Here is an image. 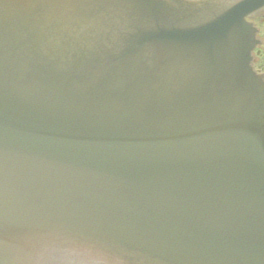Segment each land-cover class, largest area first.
Listing matches in <instances>:
<instances>
[{
  "label": "water",
  "instance_id": "95a60500",
  "mask_svg": "<svg viewBox=\"0 0 264 264\" xmlns=\"http://www.w3.org/2000/svg\"><path fill=\"white\" fill-rule=\"evenodd\" d=\"M245 8L0 0V264H264Z\"/></svg>",
  "mask_w": 264,
  "mask_h": 264
},
{
  "label": "flooded vegetation",
  "instance_id": "af4514ba",
  "mask_svg": "<svg viewBox=\"0 0 264 264\" xmlns=\"http://www.w3.org/2000/svg\"><path fill=\"white\" fill-rule=\"evenodd\" d=\"M201 1V0H184ZM245 13L250 30L249 63L264 90V0H249Z\"/></svg>",
  "mask_w": 264,
  "mask_h": 264
}]
</instances>
